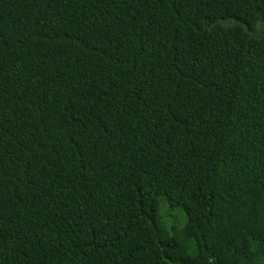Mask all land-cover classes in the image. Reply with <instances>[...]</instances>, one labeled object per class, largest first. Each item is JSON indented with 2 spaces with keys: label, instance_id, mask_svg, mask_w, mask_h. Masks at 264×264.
Returning <instances> with one entry per match:
<instances>
[{
  "label": "trees",
  "instance_id": "1",
  "mask_svg": "<svg viewBox=\"0 0 264 264\" xmlns=\"http://www.w3.org/2000/svg\"><path fill=\"white\" fill-rule=\"evenodd\" d=\"M262 24L264 0H0V264H264Z\"/></svg>",
  "mask_w": 264,
  "mask_h": 264
},
{
  "label": "rangeland",
  "instance_id": "2",
  "mask_svg": "<svg viewBox=\"0 0 264 264\" xmlns=\"http://www.w3.org/2000/svg\"><path fill=\"white\" fill-rule=\"evenodd\" d=\"M260 31H264V24L258 26ZM157 214L160 215V219L164 222V225L176 224L181 226L185 221V215L178 206H170L163 200H160Z\"/></svg>",
  "mask_w": 264,
  "mask_h": 264
}]
</instances>
